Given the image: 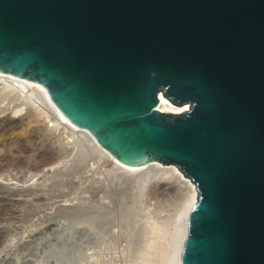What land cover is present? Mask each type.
<instances>
[{
  "label": "water",
  "instance_id": "obj_1",
  "mask_svg": "<svg viewBox=\"0 0 264 264\" xmlns=\"http://www.w3.org/2000/svg\"><path fill=\"white\" fill-rule=\"evenodd\" d=\"M0 71L194 182L181 264H264V0H0Z\"/></svg>",
  "mask_w": 264,
  "mask_h": 264
},
{
  "label": "rangeland",
  "instance_id": "obj_2",
  "mask_svg": "<svg viewBox=\"0 0 264 264\" xmlns=\"http://www.w3.org/2000/svg\"><path fill=\"white\" fill-rule=\"evenodd\" d=\"M9 99L0 100V264H146L144 224L171 220L180 192L125 180L86 139L42 116L11 123L37 108L17 114Z\"/></svg>",
  "mask_w": 264,
  "mask_h": 264
},
{
  "label": "bare ground",
  "instance_id": "obj_3",
  "mask_svg": "<svg viewBox=\"0 0 264 264\" xmlns=\"http://www.w3.org/2000/svg\"><path fill=\"white\" fill-rule=\"evenodd\" d=\"M5 98H7V99L12 98V101H13V99L17 100V101H13L14 102L13 105L15 107L17 105L16 109L14 107H12V109L14 108L12 110V112L15 111L17 114L18 113L21 114V112H23L25 109L31 108L30 109V111H31L32 107L37 108V110L34 109L31 112H29L27 110V112H29V114L27 113L26 116L24 114L25 112H23L24 116L21 115V116H23V118H19V120L14 119L15 114L11 115L10 117H8V120L10 119L11 123L12 122L16 123L17 121H22V120L26 121V119H28V118L30 119L29 121L33 122L34 120L36 121V118L39 119L42 116L45 119H48L50 124L55 123L57 125H61L65 129H68L69 132L76 133L80 137H82L83 139H86L87 142H89L92 145L93 149H95V151L97 150L96 152H98L105 159V161L110 165V167L112 168L113 171L118 172V173H122L123 178H125V180L127 177H129V178L130 177H141V179L144 180L145 184L146 183L152 184V182H155L156 186L154 185L152 188L157 187L155 189H157V190L161 189L162 193L164 191H168V190L170 191L171 189H172V191L174 190L177 193L180 192L179 194H181V199H179L180 201L178 200L179 202L176 203L177 205H175V209L173 208L171 220H169L168 222H161V223H158L156 221L151 222L149 220L150 222L149 221L147 222V226H146V224H144L145 227L148 229V230L146 229L147 232L145 233L146 238L148 237L147 234L150 235L147 238V241L149 240L150 242L148 241L149 244L148 243L147 244L149 246L151 245L152 249H151V246L148 248V245L145 243L147 248H148V250H147L148 253L143 254V256H141V257H144V255L146 256L147 254L148 255L150 254V257L149 256L147 257L149 259L146 260V258H145V260H144V261H146V264H181L182 251H183V241H184V238L187 234V216H188V213L191 210L192 206L195 204V202L197 201V198H198V191H197L196 185L194 184V182L191 179H188L184 175V173L180 169H178L176 166L168 165L165 163L163 164L162 162H159L156 160L146 161L144 163L134 164V165L125 164V163L118 161L106 149L101 147L87 131H85V130L79 128L78 126H76L75 124H73L64 114H62L60 111H58L55 108V106L52 104V102L48 96L47 91L40 84H38L34 81H31V80H28L26 78L14 75V74L5 73V72L0 71V100L5 99ZM159 98H160V103H159L158 109L160 111L182 113V112H185L189 109V106L187 104L180 105V106L174 105L171 101L166 99L162 94H160ZM9 100H11V99H9ZM3 101H5V100H3ZM6 101H8V100H6ZM0 102H2V101H0ZM9 102H11V101H9ZM15 102H16V104H15ZM39 106L42 108L44 107L43 109L45 111L39 110L38 109ZM3 109H5V107ZM2 110H1V112H2ZM6 110H8V109H6ZM1 112H0V114H1ZM2 113H4V112H2ZM18 116H20V115H18ZM16 118H18L17 115H16ZM33 118H35V119L32 121L31 119H33ZM4 120L6 121V119H4ZM42 120H43V118L41 119V121ZM29 121H28V123H29ZM38 121L40 122V120H38ZM1 122H3V121L1 120ZM1 122H0V124L3 125V123H1ZM22 124H23V122H22ZM43 125H45V123ZM3 128H1V129H3ZM46 130H47V128H46ZM45 138H47V137H45ZM23 139H24V137H23ZM26 142H27V140H26ZM42 147L43 146H41V148ZM50 148H52V147H50ZM9 150H10V148H9ZM13 153H14V151H13ZM155 189H153V190H155ZM159 193H161V192L159 191ZM0 196H1V194H0ZM8 196H9V194H8ZM8 200H9V198H8ZM141 231H142V227H141ZM142 237H144V235ZM146 238H145V240H146ZM159 242H161L162 244L159 247H157V245H159ZM153 246H155L154 248H156V249L158 248V250H156V249L154 250ZM159 248L163 252L161 254V256H158L157 258L155 257L156 259L154 257L151 258V255L153 253L151 251L153 250L155 253L158 251L160 252ZM147 262H149V263H147Z\"/></svg>",
  "mask_w": 264,
  "mask_h": 264
}]
</instances>
